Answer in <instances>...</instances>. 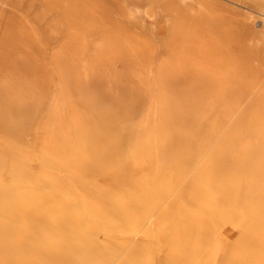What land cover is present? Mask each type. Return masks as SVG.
<instances>
[{
  "label": "bare ground",
  "instance_id": "bare-ground-1",
  "mask_svg": "<svg viewBox=\"0 0 264 264\" xmlns=\"http://www.w3.org/2000/svg\"><path fill=\"white\" fill-rule=\"evenodd\" d=\"M100 78L80 95L86 109L72 130L84 137L79 156L56 151L63 146L52 140L44 147L23 138L42 104V83L0 80V264H151L146 253L114 262L123 244L114 242V227L129 229L139 203L152 207L163 198L170 199L162 212L172 221L152 250L162 249L165 264L198 257L208 240L221 249L217 264H264V143L250 138L263 131L257 121L239 115L222 132L229 109L209 117L207 87L175 84L156 130L154 174L127 173L125 149L149 147L134 140L142 133L128 123L141 96L116 81L109 92ZM209 143L207 162L184 176ZM35 154L39 164L32 163ZM103 174H114V183L97 185ZM223 223L230 235L219 243L213 236Z\"/></svg>",
  "mask_w": 264,
  "mask_h": 264
},
{
  "label": "rangeland",
  "instance_id": "rangeland-1",
  "mask_svg": "<svg viewBox=\"0 0 264 264\" xmlns=\"http://www.w3.org/2000/svg\"><path fill=\"white\" fill-rule=\"evenodd\" d=\"M97 78L109 92L116 91V81L141 96L128 123L142 133L134 140L149 147L125 149L127 173L154 174L156 130L175 84H203L209 117L229 109L222 132L247 115L263 129L250 138L264 143V0H0V80L42 83L44 89L42 104L28 117L27 142L45 147L52 140L63 146L56 151L79 156L84 137L72 130L76 114L86 109L80 95ZM211 148L206 144L195 154L184 176L207 162ZM38 157L33 164L40 163ZM112 183L114 174L96 181L101 187ZM169 200L152 207L141 202L132 227H114V242L123 243L114 262L146 253L151 264H165L162 249L154 253L152 247L172 221L162 212ZM225 228L223 223L213 239L225 243ZM204 247L183 264H217L214 254L221 257V249L213 250L210 240Z\"/></svg>",
  "mask_w": 264,
  "mask_h": 264
}]
</instances>
